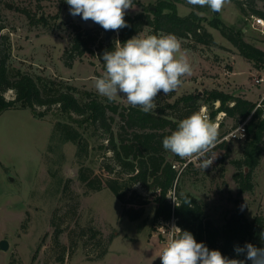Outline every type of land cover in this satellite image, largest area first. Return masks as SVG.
Returning a JSON list of instances; mask_svg holds the SVG:
<instances>
[{
    "label": "rangeland",
    "instance_id": "1",
    "mask_svg": "<svg viewBox=\"0 0 264 264\" xmlns=\"http://www.w3.org/2000/svg\"><path fill=\"white\" fill-rule=\"evenodd\" d=\"M159 1L139 0L141 5L136 4L135 10H127L126 15L134 17ZM67 6L65 0H0V58L8 56L11 76L18 71L27 74L39 86L53 88L52 93L54 89L67 91V86H71L81 103L88 100L89 92L105 102L129 106L123 97L110 102L97 93L94 78L102 76L105 70L100 60L85 56L73 60L71 66L66 64L64 53L73 34L72 26L66 24ZM255 7L264 11L261 1ZM192 10L203 18L213 43L208 46L181 39L193 73L184 77L183 86L169 101L186 94L204 96L219 90L261 104L264 82L255 84L251 74L260 71L264 76V64L243 57L209 24L216 16L228 26L243 28L244 39L264 50V34L251 26L252 15H244L236 0H231L217 15L207 7L178 3L180 15L186 16ZM98 34L104 37L101 31ZM138 34L153 33L145 27ZM15 97L14 90L4 93L7 101ZM219 106L220 102H215L213 108L201 107L212 121L223 123L217 146L209 153L216 160L205 171L197 166V161L187 160L181 168L191 166L180 176L177 188L181 194L195 196L207 217L221 226L225 214L237 208L249 220L264 216V150L252 173L253 190L241 192L234 175L239 171L236 161L244 157L245 140L229 136L236 129L234 119L223 112L212 116ZM35 110L10 108L0 115V241L5 239L10 244L7 251L0 249V264H161L157 250L162 252L169 236L167 229L174 220H155L157 202L152 192L140 184L128 192L127 201L137 204L125 203L126 206L134 211L143 210L132 220L123 214L122 202L110 190H88L79 180L81 166L77 163L76 146L69 142L49 150L55 124H76L78 116L69 117L58 105H36ZM39 112L45 115H34ZM80 130L89 142L84 168L92 179H105L109 174L103 167L114 165L112 153L102 148L107 143L105 136L101 131ZM169 159L174 160L172 153ZM175 196L174 189L168 199ZM143 199L146 204L139 205ZM149 242L156 248L153 257L147 252Z\"/></svg>",
    "mask_w": 264,
    "mask_h": 264
},
{
    "label": "trees",
    "instance_id": "2",
    "mask_svg": "<svg viewBox=\"0 0 264 264\" xmlns=\"http://www.w3.org/2000/svg\"><path fill=\"white\" fill-rule=\"evenodd\" d=\"M257 1L264 3V0H246L247 3L244 0H236V3L244 15L251 14L264 19V11L255 7ZM134 2L141 5L139 0ZM184 2L186 0H161L156 6L144 9L146 12L143 11L134 17L125 15L128 27L119 30L118 38L115 35L108 42L105 37H99L98 31L86 35L81 24L69 23L73 28V34L70 46L64 53L66 64L71 66L76 58L88 56L100 60L105 69L102 61L104 51L113 50L117 40L123 43L142 32L145 27H150L153 34L172 33L190 43L211 45L212 35L206 30L202 23L203 18L195 10L186 16L179 14L178 3ZM209 24L219 30L243 57L264 64V50L244 39L243 28L228 26L216 16ZM1 29L3 27L0 26V31ZM7 58V55L0 58V115L10 108H29L35 112L36 105L49 108L58 105L59 110L69 117L77 115L75 125L64 121L55 124L49 150L53 151L55 147L69 142L76 146V159L81 166L79 180L88 190L101 191L107 188L122 202L123 214L134 220L142 215L143 210L134 211L125 203L137 204L132 200L127 201V194L135 185L140 184L155 197L157 202L155 220L169 222L175 218L182 230L190 231L197 242H203L210 250H219L228 258L244 259L243 255L237 256L234 251L236 246L243 247L246 243H251L256 247H264L260 240V233L264 231V216L257 215L249 220L241 209L237 208L225 214L223 225H216L207 217L204 206L195 196L191 193L181 194L177 188L181 181L180 176L191 165L187 164L185 168H181L187 160L175 155L174 160L169 159L170 152L164 150L162 145L163 138L177 129L180 120L203 106L213 108L215 102H220L212 116L217 112H223L226 117L235 120L234 128L245 124L247 137L244 157L236 161L239 171L235 173L234 178L241 192L252 191L254 188L252 173L258 166L264 150V100L258 105L257 102L235 94L214 90L204 96L197 93L186 94L170 102L169 98H173L175 94L173 92L164 97L158 96L157 109L150 113H144L139 107H122L115 102H105L89 92L88 100L81 103L73 94L71 86H67V91L54 89L52 93L50 91L53 88L46 84L39 86L27 74L18 71L11 76ZM9 89L15 91L16 97L7 101L4 93ZM34 115L43 117L45 112ZM222 125L223 123H220L219 128ZM81 128L86 131H101L107 140L102 148L112 153L114 165L107 164L103 167L109 174L105 179H92L86 170L87 167L85 169L83 166L89 142ZM174 189L175 200L181 204L180 207L168 199V194ZM184 197L191 201L190 205L184 204ZM138 204H146L145 199ZM106 253L107 251L101 254V257ZM246 264H251V261H246Z\"/></svg>",
    "mask_w": 264,
    "mask_h": 264
},
{
    "label": "clouds",
    "instance_id": "3",
    "mask_svg": "<svg viewBox=\"0 0 264 264\" xmlns=\"http://www.w3.org/2000/svg\"><path fill=\"white\" fill-rule=\"evenodd\" d=\"M70 15L100 25L105 31H119L128 24L127 10H135L134 0H65ZM191 6L207 7L219 13L231 0H186ZM105 70L103 75L94 78V87L100 96L108 101L123 97L131 107H139L144 113L157 109V97L167 96L183 86L184 77H190L193 67L187 50L175 34H137L121 43L113 50H105L102 55ZM219 123L205 114L203 108L194 111L178 122L177 129L162 140L164 150L184 160H195L205 171L217 157L209 153L217 146ZM170 198V197H169ZM177 207L181 204L171 198ZM184 204L191 201L184 197ZM164 231V227L161 228ZM168 239L159 255L161 264H264V247L246 243L236 246L237 256L232 259L219 250H210L203 242H197L190 231L182 230L174 223L169 229ZM264 244V231L260 233Z\"/></svg>",
    "mask_w": 264,
    "mask_h": 264
},
{
    "label": "water",
    "instance_id": "4",
    "mask_svg": "<svg viewBox=\"0 0 264 264\" xmlns=\"http://www.w3.org/2000/svg\"><path fill=\"white\" fill-rule=\"evenodd\" d=\"M218 13H215V15H217ZM67 20H66V24L72 23V22H76L81 24L84 29H85V34L89 35L94 31H101L104 34L105 40L108 42L110 41L116 34H118L117 31H105L100 25L92 22L91 20L88 21H84L81 19L80 16H75L73 17L72 15H70L69 9L67 11ZM10 247V244L7 240L3 239L0 241V249L7 251Z\"/></svg>",
    "mask_w": 264,
    "mask_h": 264
},
{
    "label": "built area",
    "instance_id": "5",
    "mask_svg": "<svg viewBox=\"0 0 264 264\" xmlns=\"http://www.w3.org/2000/svg\"><path fill=\"white\" fill-rule=\"evenodd\" d=\"M252 17H253V21L251 23V26L253 27V29L264 34V19L261 17L253 16V15H252ZM251 75L254 77L255 84H261L264 82V76L262 75V73L260 71H257L256 73H252ZM229 136H231L233 138L245 140L247 137L245 124H241L231 134H229ZM172 220H174V224L176 226H178L177 220L175 218H173Z\"/></svg>",
    "mask_w": 264,
    "mask_h": 264
},
{
    "label": "crops",
    "instance_id": "6",
    "mask_svg": "<svg viewBox=\"0 0 264 264\" xmlns=\"http://www.w3.org/2000/svg\"><path fill=\"white\" fill-rule=\"evenodd\" d=\"M148 250L147 252L149 253L150 257H153V253H154V249H156L153 245H151V242L148 243V246H147ZM159 248V246H158ZM161 250V249H160ZM158 251V257H159V250Z\"/></svg>",
    "mask_w": 264,
    "mask_h": 264
}]
</instances>
